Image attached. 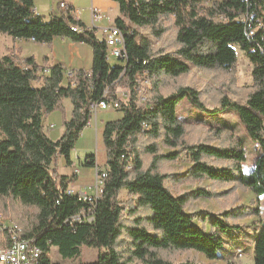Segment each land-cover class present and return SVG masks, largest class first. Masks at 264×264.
I'll list each match as a JSON object with an SVG mask.
<instances>
[{"label":"trees","instance_id":"obj_1","mask_svg":"<svg viewBox=\"0 0 264 264\" xmlns=\"http://www.w3.org/2000/svg\"><path fill=\"white\" fill-rule=\"evenodd\" d=\"M114 1L120 7L114 24L125 32L124 65L107 61L105 39L77 19L72 6L45 19L36 13L35 0H0V35L49 45L59 36L93 48L91 70L73 69L72 76L47 57L43 64L34 57H0V210L23 227L22 235L33 237L46 251L56 246L64 259H76L82 246L99 250L95 261L81 264H215L178 260L177 253L195 250L210 259L220 258L221 233L240 229L238 219L259 214V208L240 204L221 214L207 212L212 216L207 231L195 223L188 205L232 188L217 192L198 187L179 194L172 188L207 177L236 183L253 190L258 199L264 197V0ZM131 24L151 37L136 29L125 31ZM77 25L80 31L72 29ZM235 44L253 64V83L243 88L236 85ZM192 66L212 73L219 86L208 82L200 89L186 83ZM144 70L151 90L145 103L138 105L133 82L135 74ZM119 85L133 90L128 103L117 96ZM104 94L120 100L123 116L105 124L107 177L93 210L94 220L72 225L65 220L88 204L68 193L70 178L52 164L61 155L72 163L71 152L92 117L89 105ZM66 97L73 104L72 116L64 118L62 136L52 140L43 120L54 110H63ZM184 99L212 116L229 112L236 116L261 148L249 172L243 167L247 151L232 132H228L229 142L221 127L210 129L203 139H190L192 124L203 119L191 124L179 115ZM217 138L221 142L212 144ZM163 147L172 150L165 152ZM182 153L192 165L181 176L170 172L168 163ZM211 159L233 164L218 166ZM85 162L97 165L93 154ZM124 188L129 196L125 205L120 199ZM251 264H264V226L256 235Z\"/></svg>","mask_w":264,"mask_h":264},{"label":"rangeland","instance_id":"obj_2","mask_svg":"<svg viewBox=\"0 0 264 264\" xmlns=\"http://www.w3.org/2000/svg\"><path fill=\"white\" fill-rule=\"evenodd\" d=\"M132 28L138 30L142 35L149 36L151 37V34L140 27H137L134 24H131ZM11 35H1L0 37V50H3L4 52L8 50L6 48L10 42H12ZM156 44L159 45L160 42L156 41ZM237 53H238V59H237V67H236V78H237V83L236 85L239 88L247 87L253 83V75H252V70H253V64L247 57L246 53L240 48L239 45H234ZM212 73L207 72L203 69L197 68L195 66H192V72L185 78L186 83H190L191 85L197 86L200 89H203L204 86L209 82L212 85L219 86V82L212 77ZM153 87V86H152ZM151 90V84H146V90L143 92V96L145 100H142V103H139L140 105L144 104L145 101L148 98L149 91ZM130 87L129 86H123L119 85L116 90L117 96H119L121 99L125 102L126 97L125 93L129 94ZM235 99L240 100L238 96L231 95ZM207 99L208 103L210 105H213V101L210 98L205 97ZM63 112L64 116V109H60ZM122 113L121 110L117 109H99L97 111V119L99 121V128L98 132H96V129L94 127H86L83 130V134L80 136L78 141L76 142V148L73 149V154L77 158L78 151L80 153H84L82 155L83 158L86 157V155L90 154H97L99 158H101L103 154L102 150V136H101V126L102 122L101 121H108L110 119H115L118 115ZM178 113L181 117L185 118L190 122L191 124L194 123V121L198 118H202L203 122L197 123V124H192V130L189 135L190 139H193L194 137H199L201 139L204 138V136L207 134V132L212 128L216 127H221L224 129V132H221L224 137L229 136L227 138V142L232 141L230 138V135L228 132H232L236 138L242 141L246 151H247V160L243 163L244 169L249 172L253 166L255 159L259 155L261 148L260 146L253 141L246 133L243 128V126L240 124L238 119L233 113H225L222 115L218 116H212L210 114H207L204 111H201L200 109H197L195 107H192L186 99L182 100L178 106ZM95 114H93L92 119L94 120ZM63 123H64V118H63ZM227 125V126H226ZM55 135V134H53ZM221 142L220 138L214 139L212 141V144H219ZM163 151L168 152L171 151L172 149L163 147ZM85 151H87V154H85ZM212 163H215L218 166H231L233 162L229 160H219V159H211L210 160ZM191 159L188 155L185 153H182L181 157L172 162L168 163L169 171L172 173H176L179 175H185L181 174L182 172H186V174L189 172V169L191 167ZM208 182V186L210 189L208 190H217V192L225 191L228 189H231V192H227L222 195H218L212 198H208L206 202L200 203L197 200L191 202L187 209L192 212L195 216V223L205 227L207 231L211 229V226L209 224V221L204 220L202 216H199V213H206L207 212H220L218 214H221L223 210L225 209H233L235 206L240 205L242 203L235 204L236 200L240 199L237 190H248L244 189L241 186H235L236 183H222L219 181H213L210 178H204L202 180H197L195 182L191 183H183L179 187H173V191L175 193L180 191V188L184 185H187V187H190L191 185H195L196 182L199 184L202 182ZM211 183V184H210ZM182 193L186 191H192L189 189H183L181 190ZM125 195H121V200L123 204L125 205L127 202V198L124 197ZM235 196V201H232L229 203L232 198ZM201 198V197H200ZM199 198V199H200ZM207 198V197H206ZM126 199V200H125ZM247 205V204H244ZM248 206H252L254 208H259L260 213L259 214H254V215H249L243 218L238 219L237 222L241 223L240 220H244L248 217L251 216H258L259 219H264V197L258 199L256 198V201L253 200ZM0 214L3 215L4 217L11 218L9 216H5L2 214V211L0 210ZM12 219V218H11ZM13 220V219H12ZM15 221V220H14ZM16 222V221H15ZM250 223V222H249ZM253 233V232H252ZM254 234H249L248 231L242 229H229L227 230L223 236V243L219 248V252L223 255L218 259H210L203 253L197 252L195 250L191 251H184V252H178L177 253V258L178 260H183L185 258H189L192 260H195L200 263H215V264H227L230 261L235 262L236 264H242L244 262H248L251 257H252V248H253V241H254ZM225 249L229 250L226 251ZM99 250L96 248H91L88 246H82L81 247V254L78 256L76 259H73L72 261H77V262H93L97 259ZM51 260L53 263H62L63 261H67L69 259H64L60 255L58 248L56 246L51 247ZM253 263V260L252 262Z\"/></svg>","mask_w":264,"mask_h":264},{"label":"crops","instance_id":"obj_3","mask_svg":"<svg viewBox=\"0 0 264 264\" xmlns=\"http://www.w3.org/2000/svg\"><path fill=\"white\" fill-rule=\"evenodd\" d=\"M60 0H35V11L37 14L43 15L45 19H49L53 14L59 15L62 9L59 6ZM70 6L74 8V15L77 19L84 22L89 28L96 29V35L98 38H103V28L108 27L114 24L117 17L120 16V7L118 3L114 0H65ZM94 8H98L101 12V16H98L97 11ZM8 35V34H1ZM0 35V37H1ZM12 37V36H11ZM7 51L0 50V57H3L7 54H11L19 58L20 60L25 57H34L38 64H43L44 58L49 59L50 64H62L64 66V72L67 76V72L69 70H91L93 66V48L88 43L82 41H75L70 38H62L55 37L52 43L49 45L47 43H38L33 39H20V38H12V42L6 47ZM19 60V61H20ZM18 61V62H19ZM111 65H124L121 61H112ZM63 112L60 109L54 110L51 114L43 120L44 130L48 134V136L52 140H58L64 130L65 125L63 123V118L70 119L72 116L73 104L69 98H63ZM107 110V109H103ZM95 114L94 120L90 119L87 127H94L96 132H98L99 121L97 119V113ZM93 116V114H92ZM123 116V112L115 117L116 120ZM108 121H101V136H102V150L103 154L101 158L98 157L97 154H93L96 160V163L100 167H104L107 161V152L106 146L103 139V132L105 128V124ZM55 134V135H53ZM83 134V132H82ZM81 134V135H82ZM77 145V144H76ZM76 148V147H75ZM74 148V149H75ZM84 153H80L78 151L77 158L73 154V150L71 152V160L72 163L69 164L65 158V156L61 155L58 157L57 161L52 164V168H56L62 175H66L70 178L69 188H73L78 191L87 192L89 194H95L96 192V169L93 165L86 164L85 158L82 157ZM87 154V151H85ZM91 155V154H90ZM192 164V163H191ZM246 171V170H245ZM181 174H186V172H182ZM211 184V183H210ZM208 182H199L195 185H191L187 187L184 185L180 188V191L176 194L182 193L181 190L189 189L195 190L198 187H204L206 189H210L208 186ZM237 194L240 199L236 200L235 204H250L253 200L256 201V194L253 190L248 189L246 191L238 189ZM121 195H125L128 199V190L122 189L120 193ZM126 200V199H125ZM208 198L201 197L198 199L200 203L206 202ZM235 201V196L229 203ZM189 211V210H188ZM190 212V211H189ZM211 213L215 214V212L211 211ZM220 212H217L218 214ZM199 216H202L204 220L209 221L211 226L212 216H207L206 213H199ZM242 227L238 230H246L249 234H254L253 248H252V257L248 262H244L242 264H251L252 260L254 262L255 257V238L259 230L264 226V219H259L258 216H251L244 220H240ZM250 222V223H249ZM211 230V229H210ZM209 230V231H210ZM253 232V233H252ZM224 233H221V235ZM229 252V250L225 249ZM225 255V253H224ZM223 255V257H224Z\"/></svg>","mask_w":264,"mask_h":264},{"label":"built area","instance_id":"obj_4","mask_svg":"<svg viewBox=\"0 0 264 264\" xmlns=\"http://www.w3.org/2000/svg\"><path fill=\"white\" fill-rule=\"evenodd\" d=\"M59 6L62 10H67L69 4L65 0L59 1ZM97 11L98 16H101V12L98 8H94ZM75 25V24H74ZM78 26V25H77ZM134 28H126L125 31L132 32ZM81 28L78 26V31ZM103 38L107 43L106 59L109 63L112 61H121L125 64L127 61V51L125 45V32L119 26L113 24L108 27H104ZM264 48V43H263ZM73 72L69 70L67 76H72ZM146 76L147 70H144V74H135L133 87L136 91V103H142L143 92L146 90ZM129 94L125 93V103H128L132 99L133 90L130 87ZM106 93V92H105ZM120 98V97H119ZM121 99V98H120ZM123 101V100H121ZM124 102V101H123ZM92 114L97 113L99 109H117L120 110L121 102L118 99L108 98L105 94L98 101H92L89 105ZM132 168V162H130ZM96 169V192L95 194H89L87 192L78 191L73 188H68L69 194L78 196V199L86 204L88 207L83 206L78 214L69 217L65 220V223L75 222H91L94 220L93 210L96 202L100 197L102 189L107 177V170L104 167L98 165ZM21 225H18L14 220L0 221V264H53V261L46 262L51 259V251H46L44 248H36L33 244V237L28 235H21ZM62 264H81L77 261L67 260Z\"/></svg>","mask_w":264,"mask_h":264},{"label":"bare ground","instance_id":"obj_5","mask_svg":"<svg viewBox=\"0 0 264 264\" xmlns=\"http://www.w3.org/2000/svg\"><path fill=\"white\" fill-rule=\"evenodd\" d=\"M72 29L74 30H78V27L77 26H72ZM150 83V80L147 78L146 76V84H149ZM143 100H145L144 96H143ZM11 218H7V217H4L3 215L0 214V221H10ZM12 220V219H11ZM19 225V224H18ZM21 235H22V228H21ZM33 244H34V247L36 248H40L38 247L35 243H34V240H33ZM53 264H57V263H53ZM58 264H62V263H58Z\"/></svg>","mask_w":264,"mask_h":264}]
</instances>
